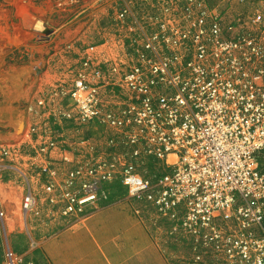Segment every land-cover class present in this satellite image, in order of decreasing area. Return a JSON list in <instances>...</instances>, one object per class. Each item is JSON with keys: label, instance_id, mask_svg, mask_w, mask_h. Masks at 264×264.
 <instances>
[{"label": "built area", "instance_id": "1", "mask_svg": "<svg viewBox=\"0 0 264 264\" xmlns=\"http://www.w3.org/2000/svg\"><path fill=\"white\" fill-rule=\"evenodd\" d=\"M80 1L70 63L0 146L24 230L58 231L122 186L190 249L181 263L264 264V0H237L251 13L227 26L206 0ZM39 244L0 264H48Z\"/></svg>", "mask_w": 264, "mask_h": 264}, {"label": "rangeland", "instance_id": "2", "mask_svg": "<svg viewBox=\"0 0 264 264\" xmlns=\"http://www.w3.org/2000/svg\"><path fill=\"white\" fill-rule=\"evenodd\" d=\"M206 1L222 13V26L251 13L237 0ZM85 6V1L0 0V146L20 141L16 129L26 122L28 105L61 76L58 69L70 63V44L91 17L85 15ZM21 193L18 176L0 159V208L6 213L0 221V262L5 254L27 257L30 239L41 242L48 237L38 222L28 220L24 230L19 216ZM113 193L126 196L122 186L114 187Z\"/></svg>", "mask_w": 264, "mask_h": 264}, {"label": "crops", "instance_id": "3", "mask_svg": "<svg viewBox=\"0 0 264 264\" xmlns=\"http://www.w3.org/2000/svg\"><path fill=\"white\" fill-rule=\"evenodd\" d=\"M166 229L124 196L49 234L36 259L48 264H183L178 257L192 258Z\"/></svg>", "mask_w": 264, "mask_h": 264}]
</instances>
